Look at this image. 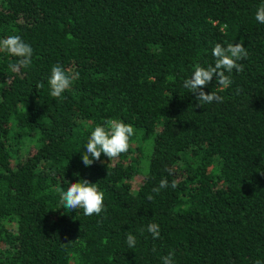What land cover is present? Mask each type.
Listing matches in <instances>:
<instances>
[{
  "label": "trees",
  "instance_id": "16d2710c",
  "mask_svg": "<svg viewBox=\"0 0 264 264\" xmlns=\"http://www.w3.org/2000/svg\"><path fill=\"white\" fill-rule=\"evenodd\" d=\"M261 5L0 0V40L18 34L33 48L19 72L0 52V264H163L170 252L174 264H264ZM241 40L243 71L226 72L224 89L214 76L203 90L223 102L200 106L183 82L214 66L216 43ZM57 64L79 74L59 99L48 84ZM108 119L133 125L130 148L86 167L91 132ZM80 180L104 192L99 216L60 204Z\"/></svg>",
  "mask_w": 264,
  "mask_h": 264
},
{
  "label": "clouds",
  "instance_id": "9594fccd",
  "mask_svg": "<svg viewBox=\"0 0 264 264\" xmlns=\"http://www.w3.org/2000/svg\"><path fill=\"white\" fill-rule=\"evenodd\" d=\"M255 20L264 24V5H261L255 14ZM0 52L6 53L11 57L17 58L15 63H9L8 68L12 72H19L21 68H28L32 64L33 48L24 42L18 34L10 35L0 40ZM215 57L214 66L201 67L197 65L190 78L183 82V86L196 94V100L200 106L212 104L213 102H223V97L217 92L210 94L203 89L207 87L216 76V84L222 89L228 88L232 84L230 75L235 69L237 72L243 71V65L238 61L244 60L248 56V51L244 47L243 40L240 43H228L225 47L221 43H216L212 49ZM78 73L69 74L61 65H54L48 80L50 86V96L59 99L68 90L73 79L78 77ZM135 135L133 125L119 119H108L103 124L95 126L87 141L86 149L82 155V163L88 167L94 161H99L104 154L112 162L122 154L127 153L130 148V140ZM172 174L171 169L168 170ZM173 189L178 186L174 179L170 185ZM169 187V181L164 178L159 182V186L153 189L157 195L161 189ZM60 204L64 209H82L85 216H99L104 211V192L101 191L97 183H90L88 180H80L77 183H70L67 189L60 190ZM149 200L154 197L149 194ZM160 225L150 223L147 231L152 234L154 239L160 237ZM136 236L129 232L126 236V244L129 249L136 247ZM175 253L170 252L161 259L163 264H174ZM256 264H261L256 261Z\"/></svg>",
  "mask_w": 264,
  "mask_h": 264
},
{
  "label": "rangeland",
  "instance_id": "374dc122",
  "mask_svg": "<svg viewBox=\"0 0 264 264\" xmlns=\"http://www.w3.org/2000/svg\"><path fill=\"white\" fill-rule=\"evenodd\" d=\"M136 185H137V183L134 184V186H136Z\"/></svg>",
  "mask_w": 264,
  "mask_h": 264
}]
</instances>
